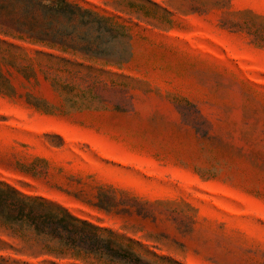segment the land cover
<instances>
[{
  "label": "rangeland",
  "instance_id": "374dc122",
  "mask_svg": "<svg viewBox=\"0 0 264 264\" xmlns=\"http://www.w3.org/2000/svg\"><path fill=\"white\" fill-rule=\"evenodd\" d=\"M69 1L129 28L126 62L83 79L0 34V181L154 264H264V0ZM44 25L0 0V31ZM22 248L0 230V264H81Z\"/></svg>",
  "mask_w": 264,
  "mask_h": 264
},
{
  "label": "trees",
  "instance_id": "16d2710c",
  "mask_svg": "<svg viewBox=\"0 0 264 264\" xmlns=\"http://www.w3.org/2000/svg\"><path fill=\"white\" fill-rule=\"evenodd\" d=\"M24 1L30 11L39 12L44 20L40 33L23 36L0 31V34L58 52H37L56 61L58 70L97 81L96 74L104 73L105 67L126 62L124 56L108 53L112 45L123 44L130 38L129 28L118 23L115 16L69 0ZM100 66L104 68L99 69ZM83 71L86 73L82 74ZM0 230L18 239L22 250L35 257L81 264H154L138 251L140 243L3 181H0Z\"/></svg>",
  "mask_w": 264,
  "mask_h": 264
}]
</instances>
